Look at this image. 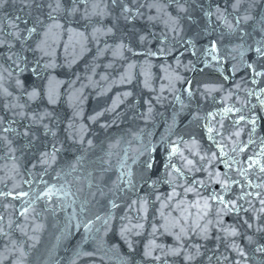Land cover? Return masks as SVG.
Listing matches in <instances>:
<instances>
[{"label":"water","instance_id":"95a60500","mask_svg":"<svg viewBox=\"0 0 264 264\" xmlns=\"http://www.w3.org/2000/svg\"><path fill=\"white\" fill-rule=\"evenodd\" d=\"M150 2L152 0H138L136 5H130L136 8L141 3L145 4V7L140 9L143 17H133L130 21L118 18V9L102 19L93 17L91 23L80 19L79 16H62L60 21L66 26L65 30L49 34L48 51L51 54L42 60V64L51 63L54 67L42 71L39 78L32 76L30 72L19 75L24 82V88L31 90L39 85L41 96L35 100L29 101L23 90L17 88L16 75L9 79L7 73H4L5 79L2 83L12 96L4 97L0 102V118H3L4 127L10 126L16 131L7 134L15 152L9 153L7 146L0 148V192L13 190L14 184L20 185L15 191L38 192L44 189V185L40 183L43 179L49 184H55L57 188L63 185L75 194L72 199L78 202L73 207L62 208L61 199L56 197L51 201H38L34 205L35 212H30L25 220L19 214L26 206L22 201L12 200L10 197L0 198V217H3L0 226L8 234L6 237L0 236V257H8L3 260V264H12V260L19 257L18 252H13V241L15 247L22 248L25 254L23 264H73V261L75 264H158L154 260L145 259V245L154 240L167 249L176 247L177 241L174 234L164 233L163 230L153 236L152 225L159 226L165 222L160 217L161 203L167 201L173 187L179 194L176 201L189 203L198 199L194 193L184 194V187L189 186L192 180L204 181L206 187L195 186L201 196L215 191L223 194L226 200H236L242 208L238 213L234 211L217 217L216 208L222 206L214 204L205 220L201 221L198 216L193 215V221H198L201 226L207 225L208 238L191 234L189 238L179 242L193 255L196 253V246H200L201 254L189 264H235L236 260L242 258L231 250L233 243L247 252V264H261V261H264V254L254 251L257 246L264 245V232L257 231V228H264V214L259 212L262 207L259 199L264 198V188L248 186L249 182L252 185L264 183V174L259 173L258 169L249 170L246 177L239 174L241 167H247L248 157L259 153L264 146V108L255 95L247 94L248 90L259 92L264 88V78H257L258 83L253 84L252 74L245 66V63H256L255 54L246 52L242 61L238 53L233 60L222 51L221 55L226 56V59L219 64L212 61L209 67H205V59L211 61V58L203 56V48L216 34L202 36L195 42V56L192 54V48L183 41L192 37L198 29L194 25L189 27L187 22L180 35L168 32L167 40L161 43L166 32V18L149 21L148 16L160 15L146 6ZM201 2L205 7L209 3L213 7L219 4L221 8H227L231 12V0ZM48 3L49 0H29L25 5L22 0H8L4 7L0 8V39H13L8 35L11 31L8 20L19 16L20 21L17 23L21 41L15 42L12 51L22 50V43L35 47L43 38V29L38 27V34H33L27 41H23V37L27 35L24 30L33 26L38 17L43 19L45 24L48 23ZM100 7L107 11L103 4ZM83 8L81 5V11ZM108 8H111L110 4ZM248 8L249 3L245 2L240 8V13H244ZM88 10H95L92 0H89ZM168 11L175 15L176 6L169 5ZM251 11L256 20H259L261 13H264V0H259ZM25 19L28 20L27 25L23 23ZM255 22L250 21L243 27L251 32L255 39H259L260 34L254 31ZM101 24L105 29L112 27L113 33L93 36V27ZM200 24L203 27L204 21L201 20ZM67 28L73 29L74 32H67ZM76 32H84L88 38L83 39L75 35ZM141 35L146 37L143 43L139 40ZM121 41L137 54L118 49L117 45ZM223 43L227 44V41ZM160 49L164 51L161 52ZM8 54L7 47L0 48V64L3 68H9L11 65V61L7 59ZM24 54L32 63L41 55L32 51ZM260 64H264V61ZM260 64L257 65L258 70ZM2 71L3 69H0V72ZM224 75L229 76V79L225 80ZM206 87L208 91L205 90ZM187 88L193 92L192 97L185 91ZM128 93L130 95H127ZM49 96L55 100L54 104L49 103ZM177 96L183 103L177 101ZM260 99H264V94H261ZM10 103L23 104L25 107L6 109L2 106ZM232 106L241 108V112L224 116L223 109ZM149 107L152 109L151 113L148 112ZM21 111L26 113L24 118L19 115ZM217 112L221 115H217L215 119L209 117V113ZM45 113L51 115L45 116L42 122L35 123L30 119L32 116L38 119ZM239 115H244L246 120L237 125L235 121ZM92 116H97V119L90 120ZM253 116L257 119L255 132L252 130V124L247 122ZM10 121L15 122L9 124ZM70 123L75 125L78 134L85 135L83 147L67 139ZM44 124L56 132L55 138L45 134ZM206 125L214 127L220 133H213L214 141L208 139ZM26 129L30 134L24 137L22 133ZM83 129H86V133ZM237 131H240L239 137L234 135ZM181 138L185 142L180 144L184 155L192 159L197 167L207 171H185L183 177H178L170 185L165 180L171 177L164 174L162 164L171 143H179ZM89 139L93 142L90 148L87 147ZM193 139L196 140V145L191 143ZM250 140L253 143H249ZM56 141L63 144V150L57 162L45 173L44 167L38 163L40 153ZM0 143L6 145V142ZM217 144L223 146L225 156H220ZM244 145H247V148L240 152L239 149ZM144 148L156 149L154 155L159 171L145 174L151 175L149 183L159 178L155 187L150 188L148 184L139 181L137 164L132 167L136 172L138 190L116 191L113 182L117 181L121 162L125 161L126 155L129 157L127 164H131V157H139L141 161L146 159V156L139 155ZM189 150L199 152L200 155L207 154L209 157L212 152H216L218 159L209 164L207 161H201L199 156H192ZM79 157H82V160L74 171H70L68 164ZM223 161H228L231 167H226ZM174 162L178 166L181 165L179 157H175ZM33 164L37 166L33 168ZM209 171L213 173V177L217 172L220 173L222 179L227 173L229 184L234 180L240 183L232 184L230 191L223 192L220 184L209 180ZM41 173L44 174L41 176ZM28 180H32V183H25ZM101 191L104 195H101ZM246 192L253 193V196L239 200L238 197ZM256 192H260L261 197H255ZM157 195L162 198L161 201L156 200ZM139 198H147L150 201L147 218L144 220L138 218L134 208H128L132 200ZM85 199L91 201L89 207L93 219L95 214L107 216L110 200H115L120 205L112 210V218L107 228L103 227L101 221L96 225L101 229L99 232L94 228L86 234L82 227H75L76 220L72 221L71 228L68 227V217L73 208L79 213L80 202ZM172 207H175V202ZM164 211L169 222L180 215L179 211L173 212L172 208ZM169 212L172 214L168 215ZM122 217L124 219H121ZM79 218L78 216L77 219ZM218 219L223 221L219 226ZM244 220L252 223L253 227L249 229ZM137 223H143L144 229L139 230V235L127 233V240L132 242L130 249L128 242L121 237L120 229L125 225L132 228ZM231 227L237 228L240 235L225 239L224 232L219 229ZM135 231L137 229H133V232ZM170 231L174 233L175 230ZM248 237L252 238L251 243ZM157 254H160L159 249L154 252V255ZM225 256L229 259L224 260ZM209 257L212 259L209 260ZM167 260L169 264H185L183 256H169Z\"/></svg>","mask_w":264,"mask_h":264},{"label":"snow or ice","instance_id":"6c2138e0","mask_svg":"<svg viewBox=\"0 0 264 264\" xmlns=\"http://www.w3.org/2000/svg\"><path fill=\"white\" fill-rule=\"evenodd\" d=\"M8 2V0H0V8H3L4 5ZM22 2L27 5L29 3V0H22ZM138 0H92V3L94 5L95 10L89 11L88 10V4L89 0H49V3L47 5L48 12L46 14V18L48 23L45 24V21L43 19H40L39 17L34 22L33 26L27 27L24 31H26L27 35L23 37V41H27L30 37L33 36V34H38V27L43 29V38L36 43L35 47H32L31 44L25 45L22 43V50L20 51H12L13 48H15V42L21 41V35H20V29L19 24L17 23L20 21V17L17 16L14 20L9 19L8 20V26L11 29V31L8 33L9 36H11L13 39L11 41L6 39H0V48L7 47L9 49V54L7 59L11 61V65L9 68H3V65L0 64V69H3L2 72H0V102H2V99L4 97H11L12 93L8 90L7 87L4 86L2 83L5 79L4 73H7V77L11 79L14 75L17 76L15 80V85L18 89H22L23 93L26 94L29 101L35 100L41 96V92L39 91V85L33 87L31 90H28L24 88V82L19 78L20 74L24 73H31L32 76L39 78L41 75V72L44 70H47L50 67H54L51 63H43L42 60L45 56H49L51 53L48 51V48L50 47L48 43V37L50 33H53L54 31H63L65 30V25L61 23L60 18L62 16H66L68 18H73L76 16H79L80 19L87 21L91 23L93 17H98L102 19L105 15H112L115 13V11L119 10V16L118 18H123L126 21H130L133 17H143V12H141V8L145 7V4L141 3L139 7H132L130 5H136ZM248 2L249 8L245 10L244 13H240V8L242 5ZM259 3V0H231V12L227 10V8H221L219 4H217L215 7L211 3L208 4L207 7L204 6V4L201 2V0H152V2L147 3V7L151 10L154 9L157 13L160 15L158 16H148L149 21H156L160 19L161 17H165L164 19V25L166 28V32L164 35V39L161 40V43H164L165 40H167V33L171 32L174 35H180L182 31L185 30V22H187L188 26H195L198 30L193 33V36L188 38L187 40H184L183 43L189 45L192 48V54L195 56L197 54L195 42L198 41L202 36H211L213 33L216 34L215 38L208 40L207 44L203 48V56L205 58L210 57L211 61H208L205 59V67H209L210 63L212 61L217 62L218 64L221 63L224 59H226V56H222L221 52L224 51L227 53L228 57H231V59H236V53L239 54L241 60L243 61L245 53L246 52H254L256 57V63H245V66L248 70H250L252 74V83L257 84L258 79L257 78H264V64H260L261 61H264V13H261L259 20H256V18L253 16L251 9L256 6ZM101 4L104 5V8L107 9V11L101 9ZM111 5V8H108V5ZM175 5L176 6V14L173 15L168 11L169 5ZM81 5L84 6L83 11H81ZM198 14V15H197ZM203 20L204 24L203 27H201L200 21ZM256 21L254 26V31H258L260 34L259 39H255L253 37V34L251 32L246 31V29L243 27V25L248 24L250 21ZM23 23L25 25L28 24V20H24ZM99 23V20H98ZM67 32L73 33L74 30L71 28L66 29ZM113 33L112 27H107L106 29L101 26H95L92 29V35L97 36L99 35H110ZM0 34H2V29H0ZM75 35L87 39L88 37L85 35L84 32H76ZM146 39L145 36L141 35L139 36V40L141 43ZM227 41V44H224L223 42ZM251 41V43L249 42ZM231 45V47H229ZM118 49H126L129 52H133V54H137L133 51L131 47L124 44L123 41H121L117 45ZM32 51V52H39L41 55L39 58L35 60L34 63L30 62L28 60V57L24 54L25 52ZM161 52L164 51V49H160ZM150 55H156V53H149ZM260 64V70H258L257 65ZM235 65L233 66V73H234ZM203 69H201L202 71ZM223 75V72H221ZM224 79L228 80L229 76L224 75ZM188 84H191V81L188 82ZM237 88H239V85H237ZM208 91L209 89H205ZM217 90V89H212ZM189 97H192L193 92L190 88L185 89ZM249 96L255 95L257 99L259 100V103L262 108H264V99H260L261 94H264V88L260 89L259 92H254L252 90H248L247 93ZM127 95H130L128 93ZM229 98H231V93L229 94ZM177 101H180V97L177 96ZM183 103L182 101H180ZM49 103L54 104L55 100L49 96ZM3 107L6 109H15L17 107L23 109L25 105L23 104H16V103H10V104H3ZM255 107V106H253ZM152 109L149 107L148 112L151 113ZM241 112V108L237 107H225L223 109V115L227 116L229 113H239ZM21 118H24L26 116V113L21 111L19 113ZM51 113H45L44 116H40L38 119L36 116L30 117V119L35 122L39 123L42 122L45 116H50ZM102 115V113H101ZM217 115H221V113H209V117L211 119H215ZM147 119V117H145ZM97 119V116L90 117V120L95 121ZM246 117L244 115H239L238 119H236L235 123L238 125L242 121H245ZM15 121H10L9 124L14 123ZM248 123L252 124L253 126V132H255L257 119L255 116H253L252 119L247 120ZM44 131L46 135H51L52 137H56V132L53 131L49 125L44 124ZM221 127H223V124L221 122ZM69 129V135L67 136V139L70 140L74 144H79L81 147L85 144V135H80L77 133V130L75 128V125L73 123H70L68 125ZM16 130L12 127H4L3 126V118H0V142H6L0 143V148L7 146L9 153H14L15 149L11 147L12 141L8 139L7 134L9 132H15ZM86 133V129H83ZM216 133V135H219L220 133L212 126L206 125V134L210 141H214L213 133ZM29 131L26 129L22 135L24 137L29 136ZM236 137H239L240 131H237L234 133ZM181 143H185L183 139L178 142L173 141L171 143L170 148L167 150V155L164 158L162 167L164 170V174L167 177H171V179L165 180L166 183H169L170 185L174 183V181L177 180L178 177H183L185 175V171L187 172H199V171H207V169H203L200 167H197L195 162L190 159L188 156L184 155L183 150L180 147ZM193 145H196L197 142L195 139L191 141ZM249 143H253V141H249ZM59 144V146H58ZM93 142L92 140H87V147H92ZM217 147L220 150V156H225L226 153L223 151V146L220 144H217ZM245 148H247V145H244L239 149L240 152H244ZM63 150V144L56 141L53 142L50 147L42 151L40 153L38 163L40 166L44 167V172H47V169L52 166V164L56 163L58 160V156ZM236 149H233L235 151ZM156 149L153 148L149 150L148 148H144L140 152V156H146L147 158L144 160H139V157H131V164H127L126 161L129 159V157H125V161L121 162V170L119 172V176L117 178V181H114V188L118 192H124L125 190H131V191H137V182H136V172L133 171L132 165H139V181L143 184H148V186L155 187V184L157 181L151 180V175H145L147 174H153L156 171H159V169L156 167L158 161L156 156L154 155ZM191 152L192 156H199V159L201 161H207L209 164L213 163L218 159L217 153L212 152L211 156L209 157L207 154L200 155L199 152ZM179 157L181 161V165H177L174 162V158ZM82 160V157L77 158L75 161H72L68 164V168L70 171H74L78 163ZM226 167H231V165L228 163V161H223ZM233 163H236V161H233ZM247 167H241L239 169V174L241 177H246L249 170H255L258 169L259 173L264 174V146L261 147V150L259 153H256L254 156H249L246 161ZM37 165L33 164L32 167L35 168ZM46 166V167H45ZM14 170L15 166H14ZM44 173H41V176ZM59 176V173H57ZM209 180L212 183H218L221 185V189L223 192H227L231 190L232 184H239L240 181H232L231 184L227 182V173L224 174L225 178H221L220 173H216L215 177H213L212 172H208ZM27 184H31L32 180L25 181ZM40 183L44 185V189L41 191H15L16 188H19L20 185L14 184L13 190H10L8 192H0V198H8L10 197L12 200H20L22 201V204L26 205L22 208L20 211V216L24 217L25 220L28 218V214L30 212H35L34 205L38 201H51L53 197H56L58 199H61L62 201V208H69L73 207L78 201L75 199H72V197L75 195L70 190L66 189L63 185H61L59 188L55 184H49L48 181L41 179ZM123 185V187L121 186ZM196 185H199L200 187H206L204 181L200 180H192L189 184V186L184 187L183 185H180L181 187H184V194L187 195L188 193H194L198 199L189 203H185L183 201H176V197L179 195L176 192V188L173 187L172 194L167 197L166 202L161 203V211H160V217L165 222L159 226L152 225V235L155 236L157 232H160L163 230L164 233L168 234H174L175 240L177 241L176 247H168L165 248L164 245L157 244L154 240L150 241L149 244L145 245L144 250V257L145 259H150L158 262V264H169L167 257H179L183 256L185 264H189L190 261H193L196 259L197 256H199L201 253L199 251L200 246H196V253L193 255L190 252H187L184 244L179 243L181 240H186L190 237L191 234H198L202 236L203 238L207 239V232L208 228L207 225L201 226V224L198 221H193L192 217L195 214L199 217L201 221L205 220V218L210 214L211 210L213 209V205H220L222 207L216 208V215L217 217H221L223 214H227L230 212H239L242 208V205H238L236 200H226L225 196L221 193H217L213 191L211 194L207 196H201L200 191L195 187ZM249 187H255V188H264V183L261 184H255L252 185L251 182H249ZM109 191H112V189H109ZM93 196L95 193L92 194ZM101 195H104V193L101 191ZM255 197L259 198L261 197L260 192H256ZM253 193L246 192L243 193L238 197L239 200H244L247 197H252ZM161 197L159 195L156 196L157 201H161ZM173 202H175V207H172ZM109 211L107 216L102 217L99 214H95L94 219L90 215L91 213V207L89 205L91 204V201L85 199L84 201L80 202L79 207V213L73 208L72 214L68 217V227H72V221L76 220L75 227L77 229H80L81 227L84 229V232L90 233L95 230L99 232L101 229L99 227H96L98 222L103 223V227L107 228L110 220L112 218V210L117 209L120 207V205L115 200H110L109 202ZM150 201L147 198H139L136 200H132L131 204L128 205L129 209H135V211L138 213V218L140 220H144L147 218L148 213V206ZM259 203L262 205V207L259 209V212L261 214H264V198L259 199ZM249 204H251V201H249ZM172 208V211H179L180 215L174 217V219L169 222L167 216L165 215L164 209ZM195 210V212H193ZM244 211H247V209H244ZM140 213H143V215H139ZM172 213L169 212L168 215H171ZM78 216L80 217L79 219ZM3 217H0V220H2ZM121 219H124L123 217ZM210 224L211 221H208ZM223 223L222 219L217 220V226L221 225ZM244 223L247 225L249 229L253 227L252 223H249L248 220H244ZM9 227H11V223L9 224ZM133 229H137V231L133 232ZM144 229L143 223H137L136 225H133L132 228L128 227L127 225L123 226L120 229V235L122 238H124L128 244L129 248H132V242L127 240V233H133L135 235H139L140 231ZM170 230H175L174 233ZM220 231L224 232V238L227 239L228 237H237L240 235V232L235 227L231 228H220ZM258 232H264V228H257ZM8 234L4 231L3 227L0 226V236H7ZM87 239V236L85 237ZM219 239V237H218ZM249 243L252 242V238H247ZM231 250L235 251L237 255L242 258L236 260L235 264H247L248 261V254L245 252V250L241 247H239L237 244L233 243L231 246ZM12 248L13 252H18L19 257L17 259L12 260V264H23V257L24 252L22 248L15 247V242H12ZM159 249L160 254L154 255V252ZM256 253L264 254V245H259L254 250ZM85 255H92L91 253H85ZM8 259L7 256L0 257V264H3V260ZM212 257H209V260H211ZM219 259V257H217ZM224 260H228L229 258L227 256L223 257ZM73 264L75 262L73 261ZM261 264H264V261H261Z\"/></svg>","mask_w":264,"mask_h":264}]
</instances>
